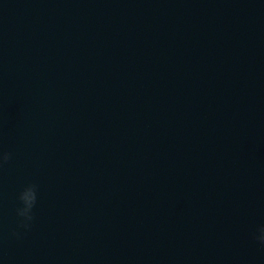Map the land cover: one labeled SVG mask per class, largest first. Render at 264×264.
Wrapping results in <instances>:
<instances>
[{
  "label": "water",
  "instance_id": "obj_1",
  "mask_svg": "<svg viewBox=\"0 0 264 264\" xmlns=\"http://www.w3.org/2000/svg\"><path fill=\"white\" fill-rule=\"evenodd\" d=\"M0 151V264H264V2L0 0Z\"/></svg>",
  "mask_w": 264,
  "mask_h": 264
},
{
  "label": "clouds",
  "instance_id": "obj_2",
  "mask_svg": "<svg viewBox=\"0 0 264 264\" xmlns=\"http://www.w3.org/2000/svg\"><path fill=\"white\" fill-rule=\"evenodd\" d=\"M264 2V0H262ZM11 153L0 151V163L7 161ZM16 199L18 204L15 208V215L18 218V229L27 230L31 227L34 218L33 209L38 199V185L36 183L25 184L18 192ZM14 235H21L20 231H14ZM253 238L261 245H264V223L257 224Z\"/></svg>",
  "mask_w": 264,
  "mask_h": 264
}]
</instances>
